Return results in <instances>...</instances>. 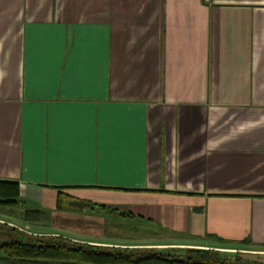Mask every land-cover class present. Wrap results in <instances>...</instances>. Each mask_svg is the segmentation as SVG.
Wrapping results in <instances>:
<instances>
[{"label":"crops","instance_id":"1","mask_svg":"<svg viewBox=\"0 0 264 264\" xmlns=\"http://www.w3.org/2000/svg\"><path fill=\"white\" fill-rule=\"evenodd\" d=\"M0 181L264 253V0H0Z\"/></svg>","mask_w":264,"mask_h":264},{"label":"trees","instance_id":"2","mask_svg":"<svg viewBox=\"0 0 264 264\" xmlns=\"http://www.w3.org/2000/svg\"><path fill=\"white\" fill-rule=\"evenodd\" d=\"M19 193L17 183L0 181V210L24 207ZM31 213L26 211L28 216ZM0 264H264V256L215 249L105 248L39 238L0 223Z\"/></svg>","mask_w":264,"mask_h":264},{"label":"rangeland","instance_id":"3","mask_svg":"<svg viewBox=\"0 0 264 264\" xmlns=\"http://www.w3.org/2000/svg\"><path fill=\"white\" fill-rule=\"evenodd\" d=\"M33 206H20L17 209H1L0 223L12 226L19 231L39 238H62L81 245H94L105 248H188L175 245L171 238L162 239L153 228L137 221L120 222L103 214L80 218H67L61 215L35 213ZM43 210V208H39ZM26 211L32 212L29 216ZM102 243V244H100ZM104 243V244H103ZM100 244V245H97ZM204 249V248H196ZM209 250V249H206ZM240 252V251H236ZM261 254L264 253H251Z\"/></svg>","mask_w":264,"mask_h":264},{"label":"water","instance_id":"4","mask_svg":"<svg viewBox=\"0 0 264 264\" xmlns=\"http://www.w3.org/2000/svg\"><path fill=\"white\" fill-rule=\"evenodd\" d=\"M161 249H168V248H161ZM176 249V248H175ZM177 249H181V250H187V249H191V250H196V251H203V250H206V249H193V248H177ZM223 252H227V253H232V254H235L236 251H223ZM264 256V254H263Z\"/></svg>","mask_w":264,"mask_h":264}]
</instances>
